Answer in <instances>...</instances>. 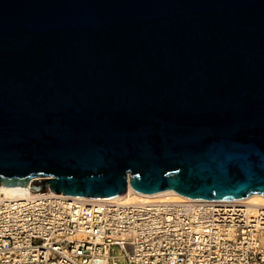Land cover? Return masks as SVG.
Here are the masks:
<instances>
[{
  "label": "water",
  "instance_id": "95a60500",
  "mask_svg": "<svg viewBox=\"0 0 264 264\" xmlns=\"http://www.w3.org/2000/svg\"><path fill=\"white\" fill-rule=\"evenodd\" d=\"M264 196V0H0V186Z\"/></svg>",
  "mask_w": 264,
  "mask_h": 264
},
{
  "label": "built area",
  "instance_id": "2783aa9c",
  "mask_svg": "<svg viewBox=\"0 0 264 264\" xmlns=\"http://www.w3.org/2000/svg\"><path fill=\"white\" fill-rule=\"evenodd\" d=\"M262 236L264 210L219 201L0 198V264H264Z\"/></svg>",
  "mask_w": 264,
  "mask_h": 264
},
{
  "label": "bare ground",
  "instance_id": "6f19581e",
  "mask_svg": "<svg viewBox=\"0 0 264 264\" xmlns=\"http://www.w3.org/2000/svg\"><path fill=\"white\" fill-rule=\"evenodd\" d=\"M31 194L32 192H30L29 189L24 187H5L2 185L0 186V198L4 200L23 198L26 195H31ZM57 196L67 197L64 195H57ZM67 198L82 202H88V203L109 202V203H124V204H184V203H197L202 201V200H195V199H189L183 197L171 190L156 196L143 197L133 193L129 188L124 195L106 200H94V199H86L80 197H67ZM219 202L226 205H242L252 212H255L257 210H264V196H261L259 194L250 195L242 200L219 201Z\"/></svg>",
  "mask_w": 264,
  "mask_h": 264
},
{
  "label": "rangeland",
  "instance_id": "374dc122",
  "mask_svg": "<svg viewBox=\"0 0 264 264\" xmlns=\"http://www.w3.org/2000/svg\"><path fill=\"white\" fill-rule=\"evenodd\" d=\"M260 242H264V236L261 237V241Z\"/></svg>",
  "mask_w": 264,
  "mask_h": 264
}]
</instances>
